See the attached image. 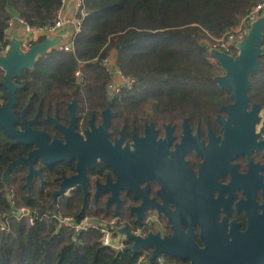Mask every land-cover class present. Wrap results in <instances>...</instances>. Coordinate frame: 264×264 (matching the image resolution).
<instances>
[{
    "label": "flooded vegetation",
    "instance_id": "1",
    "mask_svg": "<svg viewBox=\"0 0 264 264\" xmlns=\"http://www.w3.org/2000/svg\"><path fill=\"white\" fill-rule=\"evenodd\" d=\"M35 64L13 75V84L4 83L7 71L0 65V108L10 90L15 97L12 114H0L11 127L0 122L2 192L11 203H73L76 215L23 206L44 217L88 218L152 235L153 246L141 247L148 259L163 244L204 249L222 235L264 238L263 102L249 94L242 131L241 123L226 122L223 107L233 100L222 87L225 98L202 114L142 113L137 101L116 98L126 85H107L100 100L81 72L68 91L27 81ZM153 260L194 264L167 252Z\"/></svg>",
    "mask_w": 264,
    "mask_h": 264
},
{
    "label": "trees",
    "instance_id": "2",
    "mask_svg": "<svg viewBox=\"0 0 264 264\" xmlns=\"http://www.w3.org/2000/svg\"><path fill=\"white\" fill-rule=\"evenodd\" d=\"M263 1L83 0L78 13L82 30L74 34L72 49H52L42 55L27 73V81L57 83L68 91L81 72L82 83L91 87L93 96L104 100L107 85L114 81L105 60L114 53L116 67L135 79L116 98L137 101L142 113L208 112L217 106L215 100L225 98V90L215 81L223 68L209 44L237 28ZM62 6L63 0H0V42L8 43L7 29L15 16L30 27L51 28ZM260 62L262 70L251 75L248 92L264 103V53ZM1 172L0 168V215H4L12 205L2 192ZM16 205L76 215L73 203L49 208L43 203ZM100 239L96 227L75 234L72 228L60 226L56 217L30 224L28 219L12 216L9 229L0 228V264H161L141 260L147 252H134L131 244L116 252Z\"/></svg>",
    "mask_w": 264,
    "mask_h": 264
},
{
    "label": "water",
    "instance_id": "3",
    "mask_svg": "<svg viewBox=\"0 0 264 264\" xmlns=\"http://www.w3.org/2000/svg\"><path fill=\"white\" fill-rule=\"evenodd\" d=\"M263 39L264 13L251 24L247 37L237 44L238 53L236 55L217 49L210 50L213 57L225 70V74L215 76V81L220 87L231 92V99L233 100V104L223 107L229 114V120L226 122L241 123L242 131L246 129L245 120L241 119V116L246 113L249 106L248 91L251 86V75L262 70L260 57L264 53ZM61 41V37L46 38L24 51L21 48V39L11 40L5 55H0V65L7 71L4 83L13 84L11 80L13 75H21L22 69L32 67L40 56L57 47ZM9 94L10 100L4 107L0 108V114H12L15 97L11 90ZM258 107L259 105L256 104L254 109L256 110ZM256 119L257 116L254 115L250 119V124L252 125ZM0 122L6 126L3 120ZM6 127L11 129L10 126V128ZM120 230L123 233L126 232L132 242L131 249L134 252H139L141 247L150 248L154 244L152 235L141 237L133 234L128 228ZM237 236L235 240H230L228 235L219 236L216 241L210 242L204 249L197 247L179 249L163 244L165 247H158L149 261L161 255L162 252H167L183 259H191L194 264H264V238L262 235H252L245 232L239 233ZM167 243L170 244L169 241Z\"/></svg>",
    "mask_w": 264,
    "mask_h": 264
},
{
    "label": "built area",
    "instance_id": "4",
    "mask_svg": "<svg viewBox=\"0 0 264 264\" xmlns=\"http://www.w3.org/2000/svg\"><path fill=\"white\" fill-rule=\"evenodd\" d=\"M70 1L71 0H63V6L58 13L56 23L53 27L33 28L27 25L28 26L27 31L29 34H27L26 36H32L33 42H34L36 40H39L40 37H42V35H40V37L37 39V36L34 34L35 31H40V32L41 31L42 32L43 31H54L58 28H62L64 26H68L71 24L74 26V34L81 32L82 19L78 16V13L80 11L83 0H73L74 7L72 8V11H73L74 17L67 18L65 15H63V8H66V6L68 5ZM263 13H264V1L259 3L256 7H254L237 28L229 31L222 38H218L214 40L213 42H211L209 44L210 50L217 49V50L226 52L228 54L236 55L238 53L237 44L247 37L251 24L256 19H258ZM13 25H14V20L12 19L10 21L9 27ZM33 35H35L36 37ZM6 40H8V42L10 41L7 34H6ZM24 41L25 42L22 47H23V50L26 51L33 45V42L27 41L26 38L24 39ZM9 46H10V43L6 44L5 41H1L0 42V53L2 51L6 52ZM57 47H59V50L69 51L73 47V42L71 41L70 43L59 44ZM234 50H236V53L233 52ZM110 57L105 60V64L109 67V69L113 72V74L115 73L114 75L116 76V78H119L118 80H114L110 84V87L119 89L120 87L124 85L132 86L133 83L135 82V79L125 76L116 67V65L113 67H110L109 66ZM78 74H80V72H78ZM11 205L12 207L10 211H8V213L4 215H0V228L2 230L9 229V218L12 216L18 220L28 219L30 224H35L36 220L44 218V216H41L38 213L28 211L25 206H21V207L17 206L14 202H12ZM56 218L58 219L60 226L64 225V226L72 228L75 234H79L83 230H87L90 227L98 228L101 233L100 240L102 244L110 247L116 252H120L129 246L126 234L121 232L118 226L109 227L107 224L96 223L94 220H91L88 218H83L80 221L70 216H57ZM146 259H148V257L146 256V253H144L141 256V260H146Z\"/></svg>",
    "mask_w": 264,
    "mask_h": 264
},
{
    "label": "crops",
    "instance_id": "5",
    "mask_svg": "<svg viewBox=\"0 0 264 264\" xmlns=\"http://www.w3.org/2000/svg\"><path fill=\"white\" fill-rule=\"evenodd\" d=\"M74 7V1L71 0L68 5L66 6V8H63V15H65L67 18H73L74 14L72 11V8ZM14 20V25L15 22L16 24L19 23L21 25V27H14L11 26L9 27V29L7 30V36L9 38V40H13L15 38L17 39H21V38H25L26 37V33L20 31V28H24L27 30V24L18 16H15L13 18ZM37 39L40 37V35L45 36L46 38H55V37H61L62 41L59 44H64V43H70L72 41L73 35H74V26L68 25V26H64L62 28H58L54 31H35ZM115 56V55H114ZM115 74V73H114ZM116 76L114 75V80H115Z\"/></svg>",
    "mask_w": 264,
    "mask_h": 264
},
{
    "label": "rangeland",
    "instance_id": "6",
    "mask_svg": "<svg viewBox=\"0 0 264 264\" xmlns=\"http://www.w3.org/2000/svg\"><path fill=\"white\" fill-rule=\"evenodd\" d=\"M14 27H21V25H20L19 23L16 24V22H15ZM20 29H21L20 31L25 32L26 35L29 34L28 31H27L26 29H24V28H20ZM34 34L36 35L37 33H34ZM35 35H33V36H35ZM35 37H36V36H35ZM53 49L59 50V47H54ZM51 50H52V49H51ZM51 50H50V51H51ZM233 52H235V51H233ZM115 61H116V59H115L114 53H112V56L110 57V62H109L110 64H109V66H110V67L115 66ZM118 79H119V78H115V80H118ZM146 255H147V253H146Z\"/></svg>",
    "mask_w": 264,
    "mask_h": 264
}]
</instances>
